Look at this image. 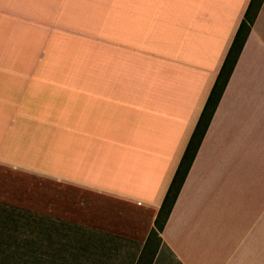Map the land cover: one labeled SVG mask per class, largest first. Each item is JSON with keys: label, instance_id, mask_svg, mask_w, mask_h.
<instances>
[{"label": "crops", "instance_id": "obj_1", "mask_svg": "<svg viewBox=\"0 0 264 264\" xmlns=\"http://www.w3.org/2000/svg\"><path fill=\"white\" fill-rule=\"evenodd\" d=\"M251 1L0 0V165L135 220L66 228L82 264H247V186L264 168V0L151 231Z\"/></svg>", "mask_w": 264, "mask_h": 264}, {"label": "trees", "instance_id": "obj_2", "mask_svg": "<svg viewBox=\"0 0 264 264\" xmlns=\"http://www.w3.org/2000/svg\"><path fill=\"white\" fill-rule=\"evenodd\" d=\"M262 2L263 0H252L245 13V20L239 26L161 204L154 222L157 231L153 229L152 234L161 232L171 213ZM23 219H26V226L29 229L27 235L23 229L21 230L25 224L20 227ZM70 226L75 225H59L52 217L40 216L0 204V262L2 264H82V248L77 244L78 235L73 238L72 244L63 232ZM54 233H57L58 237L55 238ZM23 259L27 261L22 262Z\"/></svg>", "mask_w": 264, "mask_h": 264}, {"label": "rangeland", "instance_id": "obj_3", "mask_svg": "<svg viewBox=\"0 0 264 264\" xmlns=\"http://www.w3.org/2000/svg\"><path fill=\"white\" fill-rule=\"evenodd\" d=\"M260 165L264 167V161ZM251 179L253 184L247 186V264H264V168L252 170ZM0 204L52 217L59 225L135 224L130 218L131 211L109 198L4 165H0ZM125 214L129 217L124 218ZM24 224L25 227H21ZM26 225V219H23L20 227L27 235ZM63 232L73 244L75 235L68 234L66 229Z\"/></svg>", "mask_w": 264, "mask_h": 264}]
</instances>
